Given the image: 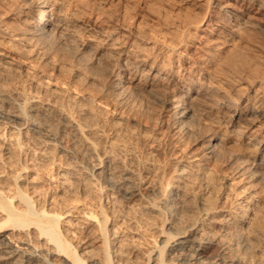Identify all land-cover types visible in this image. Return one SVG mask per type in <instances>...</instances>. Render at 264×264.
Returning <instances> with one entry per match:
<instances>
[{
    "label": "bare ground",
    "instance_id": "1",
    "mask_svg": "<svg viewBox=\"0 0 264 264\" xmlns=\"http://www.w3.org/2000/svg\"><path fill=\"white\" fill-rule=\"evenodd\" d=\"M114 1L0 0V264H264V0Z\"/></svg>",
    "mask_w": 264,
    "mask_h": 264
},
{
    "label": "rangeland",
    "instance_id": "2",
    "mask_svg": "<svg viewBox=\"0 0 264 264\" xmlns=\"http://www.w3.org/2000/svg\"><path fill=\"white\" fill-rule=\"evenodd\" d=\"M153 1H157V0H153ZM96 3H98V2H96ZM157 3V2H156ZM111 4V5H110ZM110 4H108L107 6L105 5V4H101L100 2L98 3V7H100L101 6V8H100V11L99 12H97V14H93V15H100V17H102V18H100V20H99V22H100V24H98L100 27H103V28H105V29H107V30H111L113 27H114V25H115V23H116V21H117V19H121V18H123V19H125V17L124 16H126V18H127V21H131V22H133V20L134 21H141V25H142V27H144V29H146L147 28V26L150 28H152V29H154L152 26H150V24H152L151 22L150 23H147L146 24V22L145 21H147L148 22V19L146 18V15H144L145 13L144 12H142V9H141V7L139 6V5H134V6H126V5H122V4H124L123 2H119L118 0H116V1H114L113 3H110ZM115 4V5H114ZM155 4V3H154ZM159 4H165V2H163V1H159ZM168 4H170L171 5V3H169L168 2ZM120 5V6H119ZM183 5V4H182ZM108 6H110V7H108ZM102 7H105V8H103L102 9ZM124 7H128L127 8V12L125 11L126 10V8H124ZM130 8V9H129ZM102 10V11H101ZM129 10V11H128ZM104 11V12H103ZM131 11V12H130ZM86 12H89V10H86ZM102 12V13H101ZM124 12V13H123ZM128 12L130 13V14H128ZM128 14V15H127ZM102 15H104V16H102ZM124 15V16H123ZM120 16H122V17H120ZM130 16V17H129ZM129 17V18H128ZM144 19V20H143ZM103 23V24H102ZM82 25V27H84L85 25L84 24H81ZM145 25V26H144ZM146 27V28H145ZM156 27H158V26H156ZM150 28V29H151ZM148 29V28H147ZM81 30H84V28H82ZM85 31V33H84V35H88V34H92V35H97V28H96V26L94 25V27H92V25H91V27L89 26L88 27V30L86 31V30H84ZM152 32V31H151ZM259 32H256L255 34H258ZM260 35H254V36H256V39L258 40V41H261V40H263V41H261V42H264V34H262V33H259ZM263 36V39H262V36ZM259 38V39H258ZM50 41L52 42H54L55 41V39L54 40H52V38H50ZM63 45H66V44H63ZM72 46V47H71ZM73 46H75V45H70V43H69V45L67 44V46H66V50L67 51H69L70 50V52H75V47H73ZM65 47V46H64ZM69 47H71V48H69ZM64 49V50H65ZM65 50V51H66ZM149 50H150V48H149ZM108 53V52H107ZM91 53H88V55H86V57H88V59L86 58V57H84V59L82 60V62H83V65H85V64H87V62H89L90 61V57H91V55H90ZM106 56L107 57H109L108 56V54H106ZM104 59V58H103ZM106 59V58H105ZM108 60L110 59H112V57L110 56L109 58H107ZM86 61V62H85ZM117 70H119V68L117 69ZM179 96L180 95H177L176 96V99H179ZM167 123L165 122L164 123V125H163V131H165V133H167L168 131H169V126H165ZM168 125V124H167ZM166 127V128H165ZM164 128H165V130H164ZM168 128V129H167ZM164 143H166V145L168 146V144H167V142H163V144ZM163 144H161V145H163ZM166 145H163L161 148L162 149H160L159 148V150H157V154L159 155V156H161L160 154L161 153H165L167 150V152H169V150H170V146H166ZM163 147H166L165 149L163 148ZM163 151V152H162ZM167 152L165 153L166 155H167ZM171 152V151H170ZM169 152V153H170ZM168 153V154H169ZM164 154V155H165ZM157 155V156H158ZM163 155V154H162ZM163 155V156H164ZM164 158V157H163Z\"/></svg>",
    "mask_w": 264,
    "mask_h": 264
}]
</instances>
